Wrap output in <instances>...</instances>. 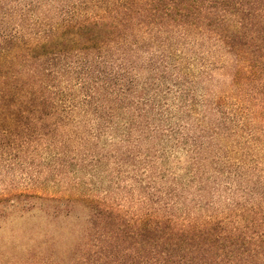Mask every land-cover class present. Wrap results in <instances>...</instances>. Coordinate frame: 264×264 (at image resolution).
Wrapping results in <instances>:
<instances>
[{
  "label": "trees",
  "instance_id": "1",
  "mask_svg": "<svg viewBox=\"0 0 264 264\" xmlns=\"http://www.w3.org/2000/svg\"><path fill=\"white\" fill-rule=\"evenodd\" d=\"M0 150L82 188L0 194V264H264V0H0Z\"/></svg>",
  "mask_w": 264,
  "mask_h": 264
},
{
  "label": "rangeland",
  "instance_id": "2",
  "mask_svg": "<svg viewBox=\"0 0 264 264\" xmlns=\"http://www.w3.org/2000/svg\"><path fill=\"white\" fill-rule=\"evenodd\" d=\"M221 79V80H220ZM220 81V82H219ZM219 82V83H218ZM226 80L216 76V79L213 83L208 85V89L210 91V96H217L219 92H221L225 86ZM205 91L201 92V97ZM232 100H229V103H232ZM17 156V157H16ZM50 159V155L45 152H41L40 154H32L28 152H22L20 154H13L10 151H2L0 150V194H11L12 192L21 191V190H32L34 188H38L44 184L47 179H53L54 183L58 181L59 185L54 183L49 184V189L43 188L44 192L48 194H56L59 191L65 192L66 194H72L74 192H79L82 190L71 189L72 184H74L75 179L70 176H62L58 174H64V172L68 171V168L60 169L58 168L55 171L56 177H54V172L48 169V160ZM54 171V170H53ZM104 173L99 175L98 177V186L93 190L94 195L96 196H104L106 192H109L110 195L115 200L121 199L124 194H128L125 192L119 193L118 190L113 188L110 183V174L108 172L103 171ZM100 172L95 173L94 176L98 175ZM83 175L80 176V178ZM59 179H62L59 181ZM84 180L88 182H94L95 177L91 173L87 174L84 177ZM122 185L125 182L121 183ZM111 189V190H110ZM39 190V189H36ZM110 190V191H107ZM43 192V193H44ZM130 197V195L128 194ZM7 197L13 198V195H8ZM111 199V200H114ZM13 209V208H12ZM11 208H6L5 210L8 213V210H12ZM6 213V212H5ZM43 212L35 211L32 215L31 212L24 213L22 211H13L6 215V219L3 221V226L0 228V248L1 250H6L9 243L8 237L11 235L13 230H16L23 226H40L43 225L42 216Z\"/></svg>",
  "mask_w": 264,
  "mask_h": 264
}]
</instances>
